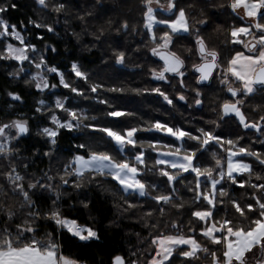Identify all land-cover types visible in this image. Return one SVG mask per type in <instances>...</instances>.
<instances>
[{
  "label": "snow or ice",
  "instance_id": "obj_1",
  "mask_svg": "<svg viewBox=\"0 0 264 264\" xmlns=\"http://www.w3.org/2000/svg\"><path fill=\"white\" fill-rule=\"evenodd\" d=\"M20 7L0 0V264H264V0Z\"/></svg>",
  "mask_w": 264,
  "mask_h": 264
},
{
  "label": "trees",
  "instance_id": "obj_2",
  "mask_svg": "<svg viewBox=\"0 0 264 264\" xmlns=\"http://www.w3.org/2000/svg\"><path fill=\"white\" fill-rule=\"evenodd\" d=\"M16 2L21 6L18 11H10L9 15L13 22L17 20L25 19L26 17L32 15V8L29 7L31 5V0H16ZM111 2V0H109ZM9 85L5 79V76L0 72V106L4 104V96L3 89L8 88ZM11 87L16 91H21L23 85L17 86L15 82L11 85ZM29 104L33 102V97H27ZM106 222V221H105ZM118 241V237L111 238V245L114 246Z\"/></svg>",
  "mask_w": 264,
  "mask_h": 264
}]
</instances>
